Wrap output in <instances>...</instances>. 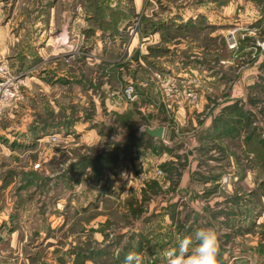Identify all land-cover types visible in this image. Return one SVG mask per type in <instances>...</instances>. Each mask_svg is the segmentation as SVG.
<instances>
[{"label": "rangeland", "instance_id": "obj_1", "mask_svg": "<svg viewBox=\"0 0 264 264\" xmlns=\"http://www.w3.org/2000/svg\"><path fill=\"white\" fill-rule=\"evenodd\" d=\"M3 198L45 264H165L202 227L260 264L264 0H0Z\"/></svg>", "mask_w": 264, "mask_h": 264}, {"label": "crops", "instance_id": "obj_2", "mask_svg": "<svg viewBox=\"0 0 264 264\" xmlns=\"http://www.w3.org/2000/svg\"><path fill=\"white\" fill-rule=\"evenodd\" d=\"M21 201L18 198L0 199V264H31L34 257L35 261L38 260L36 261L38 264H45L46 253L48 255V250L53 249L52 246L47 248L51 238L49 236L50 233L44 230L42 217L40 215L27 214L21 206ZM44 221L46 220L43 219ZM34 235L37 238L39 237L38 240L41 239L40 236L42 238L45 237L44 244L39 241L41 246L31 245L29 238ZM42 254L43 258H40L39 255ZM52 255L53 253H50L48 259L52 263L60 264L58 257L55 256V259H53ZM262 264H264V261Z\"/></svg>", "mask_w": 264, "mask_h": 264}, {"label": "clouds", "instance_id": "obj_3", "mask_svg": "<svg viewBox=\"0 0 264 264\" xmlns=\"http://www.w3.org/2000/svg\"><path fill=\"white\" fill-rule=\"evenodd\" d=\"M165 264H221V239L215 227H202L163 252ZM126 264H133L126 260ZM135 264H141L140 260Z\"/></svg>", "mask_w": 264, "mask_h": 264}, {"label": "trees", "instance_id": "obj_4", "mask_svg": "<svg viewBox=\"0 0 264 264\" xmlns=\"http://www.w3.org/2000/svg\"><path fill=\"white\" fill-rule=\"evenodd\" d=\"M163 109H164V108H163ZM162 111H163V110H162ZM164 112H165V110L162 112V113H163V116H164ZM235 112L238 113V111H235ZM165 113H166V112H165ZM240 114H242V113H240ZM146 136L151 137L148 133L146 134ZM151 138H153V137H151ZM105 164H106V163H105ZM107 169H108V168H107ZM252 227H253V228H252ZM252 227H249L247 230H243L242 232L240 231V232L238 233L239 236L244 238V237L247 236L248 234H251V233L253 232V230H255V229L257 228V225H252ZM260 234H261V236H263V237H261V238L259 237V238H258V242H259V244L256 243V245H255L253 248H249L248 253L245 252V254H249L251 257L254 258V251L260 252L259 249L256 248V246L259 245L260 248L263 247V252H260V257H261V258L258 259V262H259L260 264H262V262L264 261V230L260 231ZM253 250H254V251H253ZM241 260H242V259H241ZM243 263H245V264H249L247 261H243ZM221 264H226V263H222V262H221ZM237 264H240V261L237 262Z\"/></svg>", "mask_w": 264, "mask_h": 264}, {"label": "water", "instance_id": "obj_5", "mask_svg": "<svg viewBox=\"0 0 264 264\" xmlns=\"http://www.w3.org/2000/svg\"><path fill=\"white\" fill-rule=\"evenodd\" d=\"M146 132L151 136V137H154V138H157L159 140H163L164 138V128L163 127H160V128H157V129H146Z\"/></svg>", "mask_w": 264, "mask_h": 264}, {"label": "built area", "instance_id": "obj_6", "mask_svg": "<svg viewBox=\"0 0 264 264\" xmlns=\"http://www.w3.org/2000/svg\"><path fill=\"white\" fill-rule=\"evenodd\" d=\"M230 45H231L232 48H234V47H235V41L230 40ZM3 96H4L5 99H6V98H10V96H11V97H14L15 95L11 93L10 96H9V91H3ZM189 97H190L193 101L196 100V95H195V94H189ZM51 139H52V138H51ZM53 141H56V139L53 138Z\"/></svg>", "mask_w": 264, "mask_h": 264}]
</instances>
